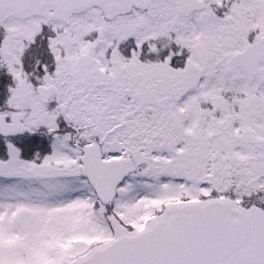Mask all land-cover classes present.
<instances>
[{"label": "snow or ice", "instance_id": "1", "mask_svg": "<svg viewBox=\"0 0 264 264\" xmlns=\"http://www.w3.org/2000/svg\"><path fill=\"white\" fill-rule=\"evenodd\" d=\"M0 264H264V0H0Z\"/></svg>", "mask_w": 264, "mask_h": 264}]
</instances>
